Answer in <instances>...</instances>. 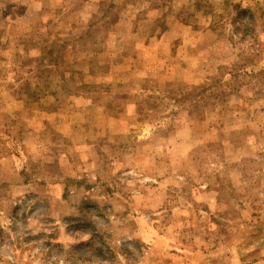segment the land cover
<instances>
[{
	"label": "rangeland",
	"instance_id": "obj_1",
	"mask_svg": "<svg viewBox=\"0 0 264 264\" xmlns=\"http://www.w3.org/2000/svg\"><path fill=\"white\" fill-rule=\"evenodd\" d=\"M0 264H264V0H0Z\"/></svg>",
	"mask_w": 264,
	"mask_h": 264
}]
</instances>
